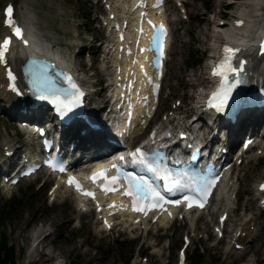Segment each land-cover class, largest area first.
<instances>
[{"label":"rangeland","instance_id":"rangeland-1","mask_svg":"<svg viewBox=\"0 0 264 264\" xmlns=\"http://www.w3.org/2000/svg\"><path fill=\"white\" fill-rule=\"evenodd\" d=\"M6 1L9 0H0V6ZM14 1L17 13L23 20L37 28L54 47L85 72L81 73L84 82L93 84L95 90L90 93L91 107L94 110L102 107L108 100L105 88L102 90L103 81L111 73V65L110 55L106 57L107 54L102 53V45L98 46V43L113 39L106 36L105 28L102 27V3L97 0ZM181 1L184 0H168L167 5L170 10L167 19L172 27V44L166 63L160 107L161 111H167L172 103L181 100L180 117L191 113L200 101L197 91H201L200 86L206 83L207 57L214 54L212 46L215 48L218 44V38L214 35L217 31L213 27L214 18L218 16L222 21L229 22L241 9H249L245 0H234L236 3L233 0H185L188 3H184L183 8L179 5ZM115 3L119 4L118 0ZM1 16L0 12V20ZM221 25L226 24L222 22ZM0 99V146L6 143L12 147H20L9 159L10 162L17 160L18 153L23 150L18 140L22 134L16 127L19 120L15 116L20 107L12 106L2 97ZM40 115L42 116L41 112ZM45 115L43 112L42 119H45ZM161 116L162 113L157 118ZM263 122L257 124L256 133L264 132ZM251 128L252 126H246L236 142L250 132ZM32 147L35 149L36 144H32ZM81 150L85 151L86 148L81 146ZM258 152L257 148L246 152L235 168L238 193L232 196L233 217H229L226 223L227 233L237 235L236 229L232 228L233 224L251 218L253 224L250 227L256 229L257 235L255 238H246V244L253 242V245L243 254L225 238L211 235V227L207 234L204 229H200L204 228L201 222L192 224L191 219L188 222L177 219L167 230L150 233H122L118 230L101 232L98 224L93 222L92 215L82 218L78 216L73 202L63 199L59 200L62 203L49 202L48 189L38 186L37 181L26 180L8 189L2 186L0 176V240L3 236L6 244L5 248H0V260L11 246L15 264H42L39 259L33 260L32 255H29L33 252L29 230L37 225H44L46 229L51 224L49 227L53 232L46 246V254L52 261L57 257V264H176V249L186 232L191 237L186 249L187 264H264V206H260L254 197L255 182L264 178V155H259ZM5 166L0 165V171ZM232 187H236V184H232ZM8 207H14L16 211L10 212ZM215 208L223 209V201H219ZM215 216L216 213L211 216V222L216 219ZM66 219L69 220L66 222ZM204 219L207 220L208 217ZM205 225L207 227L206 223ZM80 241L83 244L77 246ZM195 249L198 250L195 252L196 257H193ZM61 254H65L66 259ZM251 258L253 260L249 262Z\"/></svg>","mask_w":264,"mask_h":264},{"label":"bare ground","instance_id":"bare-ground-1","mask_svg":"<svg viewBox=\"0 0 264 264\" xmlns=\"http://www.w3.org/2000/svg\"><path fill=\"white\" fill-rule=\"evenodd\" d=\"M125 1L126 0H118L119 4H115L114 7L111 9L115 10V8L120 7V6L123 8H131L135 4L136 5L138 4V0H133L130 5L126 6ZM245 1L248 2L249 9L246 10L243 8L240 11H238V13L235 16L231 17V21L229 23V26L228 25L222 26L219 24L218 20H216V19L214 20L213 27H215L217 29V31H216V33H214V35H215V37L217 36V38H218V39H216V42H219L220 40H222V42H223L224 39H226L228 41L229 47H234V48L239 49V51H237V53H236V58L237 57L243 58L244 57L243 55L248 56L249 61H250V72L255 73V72H257V70L259 68L260 61L264 58V56L261 58L256 57L254 54V51H253L254 43H255L254 42L255 34H256V32H258L259 29L260 30L264 29V25H262V22H264V0H245ZM234 2L236 3L237 1H234ZM185 3H188V1H185ZM139 5H137V6H139ZM102 11H104V8L102 9ZM107 14H109V13L107 12ZM153 21H154L153 25H155V26L158 25L160 22L158 19H154ZM238 21H240L242 23H238ZM30 31L31 32L33 31L32 35L35 38H38V42L33 41L31 46H27L26 48L29 50V52H31L33 54H46V55H48L47 51L49 49L53 48L55 45L48 38H45L43 35H41L42 33H40V31L37 30V28L32 27V24H31ZM3 32H4V29L1 31L0 36ZM26 34H27V38H25L23 42L29 41L30 33L26 31L25 35ZM37 34H39V36H37ZM147 37H148V33L146 36V39L148 42ZM98 46H99V43H98ZM119 46L121 47V46H123V44L118 43V44H116V46L114 48V49H116V58H115L116 60L119 56V52H118ZM212 47H213V51L217 52L219 45L217 44L215 46V48H214V46H212ZM9 51H10V48L5 52V55H4V67L8 66L10 64L11 60L14 63H16L17 66H19V63L21 61H23L25 54L22 53L21 49L16 48V47H14L11 50L10 54H9ZM216 52H214L215 55H216ZM214 54L207 57L208 58L207 73L210 69V65L212 64L211 63L212 58L215 57ZM142 56H144V55H142ZM123 59L125 61L124 69L130 68L135 63L141 67L146 64L145 58L137 60V62H136L135 55L133 52H131L129 54H124ZM1 61H2V59H0V64H1ZM263 69H264V60H263ZM3 73H4V69L2 66H0V97H2L5 101L10 102L12 106L13 105L16 106V101H15V98L13 97V94L10 91L6 90V88H5L6 83H5V80L3 78ZM123 74H124L123 71H119V75H123ZM147 74H149V73H147ZM198 86H200V85H198ZM103 89H104V87H102V90ZM202 89H203V87L202 88L200 87L199 90H201V91H197V93H198L197 97H200ZM179 104L181 105V100L179 101ZM174 111L175 110H171L170 115ZM194 113L195 112H193V114ZM175 114L176 113L173 114L171 119L166 117L167 119L161 120L160 123H163V122L168 121V120H170L169 123H172L173 122L172 119L177 118ZM258 115H260V117L257 118ZM180 119L185 125H190L188 127V131L190 132V134L192 136H194L195 138H198L201 141H202V139L200 138V135H199L200 131L203 130V132L205 133V130H207L208 128H210V131L213 129L211 127L213 124H211V123L208 124L206 122V119L202 118V117H198L197 119L194 120L188 116L187 117L184 116V117H181L178 119V123L181 122V121H179ZM251 120H254V123H255V126L253 127L252 131H255L257 124L260 123L261 121H264V112L256 111V112H250L248 114H245L242 117V121L239 124L229 125L225 128L218 127L217 132L221 133L222 136H224V137L226 136L225 139L231 147V146L235 145L239 134L246 130V126L249 127V122ZM263 124H264V122H263ZM141 129H142L141 125H138L136 127L137 131H140ZM224 130L226 132H223ZM204 137H208V136H204ZM211 138H218V136L213 134L211 136ZM219 140H220V138H219ZM89 142H94L97 145H99L100 147H104V144L101 141V135L98 133L89 132V133H86V135L80 139L81 144L83 143L84 145H86V143H89ZM18 150H19V147H14L15 153L18 152ZM0 154H1V149H0ZM228 181L229 180L226 181V188H223V190L221 191V194H222L221 197H222V199L225 198V202H226L225 208H224L225 210H229V209H226V206H228V204L231 200V197H232V195L230 193V190L232 188V184L230 186H228ZM64 194H67L65 188L54 189V191H52L50 194L49 200H51L53 197H54V199H56L57 197L64 195ZM250 219L248 220V222L245 226H242L240 228V235L237 237L238 239L235 238V241H234L235 243L233 242V245H235L237 243H241L242 245L245 244L244 243V237H248V235H250L251 231L253 230V227H251L249 229V227L251 225ZM68 220L69 219H66V222ZM131 221H132V219L130 220V223H131ZM169 222H171L170 219H166V218L162 217V219L156 224V226L158 228L167 227ZM147 224L151 225L150 221H148ZM49 226H52V225L50 224ZM49 226L46 229H44V225H42V226L37 225V226H33L32 229L29 230L30 234L32 235V237H30V238L33 240L31 242V245L33 244V247H32L33 252H30L29 255L30 256L32 255L33 260L39 259L42 262V264H56L55 260L57 257H55V260L52 261L51 257L46 254V246L48 244V241L50 240L51 233L53 232ZM147 226L148 225H146L145 227H147ZM127 227L130 228V226H127ZM205 227H206V225H205ZM135 228H136V226H132L131 231H135V230H133ZM137 228H139V227H137ZM100 230H101V228H100ZM149 230L150 229H147L146 232ZM101 231L104 232L103 230H101ZM23 236H25V235H23ZM28 236H29V234H28ZM226 236L229 237V239H231V236H228L227 234H226ZM83 240L85 241V238ZM82 244H83V242L80 241L77 246H81ZM252 245H253V242L245 245L244 248L241 249L240 253L247 252L248 250H250ZM60 252H62V251L60 250ZM62 253H64V252H62ZM64 255L61 254L60 256L65 258ZM252 260L253 259L251 258L249 260V262H252ZM247 264H249V263H247ZM251 264H253V263H251Z\"/></svg>","mask_w":264,"mask_h":264},{"label":"snow or ice","instance_id":"snow-or-ice-1","mask_svg":"<svg viewBox=\"0 0 264 264\" xmlns=\"http://www.w3.org/2000/svg\"><path fill=\"white\" fill-rule=\"evenodd\" d=\"M12 13V8L11 6H9L6 9V17H9L8 19H6V23L9 24V26L14 27V33L16 35L17 38H22V32L21 29L17 26L13 25V22L10 19ZM151 23V22H150ZM238 23H242L240 21H238ZM157 26L153 25V29L155 30ZM161 29V32H163V25L159 26ZM10 39L9 38H5L4 41L2 43H0V59H3L5 52L7 51V45L9 44ZM25 43H27L25 41ZM261 50L264 51V43H262L261 45ZM239 51V49H231L228 46H225L224 48V53L225 56L222 58V61L218 64V68L220 67H225L228 68V70L230 71H236L235 69H231L230 67H228L227 65V61H229L230 56L229 54L234 55L235 52ZM241 65H243V61L241 62ZM214 75H224L223 72H219L217 71V69H214L213 71ZM11 76V74H9ZM241 81L237 80L235 83H232L230 85H224L223 81H222V91H218L217 93H214V98L218 100V103L214 104L213 106L216 108L217 111L222 112L224 111V108L226 105H228L229 103V98L232 96V90L236 87V85L238 83H240ZM73 88H75V85H72ZM79 95H82V93H77V97ZM76 104L73 103L71 105V107H75ZM71 107H69L68 105H64V108L66 111H71ZM131 157V163L133 165H142L144 166L149 172H152L154 174L157 175L158 179H163L166 183H165V188L168 191H171L173 188H181L184 185L181 184L179 179H176L174 177H171L170 175L166 174L164 176H160L159 175V170L157 168H155L152 163L147 159V155L143 152V150L141 148H137L135 150V152L130 154ZM125 158L124 157H120V161H123ZM114 168H117L119 170V165L118 164H114L113 165ZM106 171V170H105ZM125 179L128 180L129 183V189L126 192V194L129 195H133L134 197V202H133V208L134 210H140L143 211V209L137 208L136 207V200L137 199H147L149 197V194H151L152 196H154L156 199L158 200H162L163 197L160 195L159 192H157L152 185L148 182V180L145 179V177L143 176H137L135 173L129 172L125 174ZM119 179V177H112L111 180L112 182H116ZM69 183H72V180H69ZM261 188L264 189V185H261ZM88 195H92L91 193H87ZM185 200H190L189 197H185ZM175 203H179V201H175ZM192 206V203H189V207ZM198 206H203L202 202L199 203Z\"/></svg>","mask_w":264,"mask_h":264},{"label":"trees","instance_id":"trees-1","mask_svg":"<svg viewBox=\"0 0 264 264\" xmlns=\"http://www.w3.org/2000/svg\"><path fill=\"white\" fill-rule=\"evenodd\" d=\"M7 210H10V212H14V211H16V208H14V207H8ZM7 210L5 211L4 215H6ZM0 242H1L0 248H5L6 247V244H5V239H4L3 236H2V238L0 240ZM10 247H8V249H7V254L5 256H3V259L0 260V264H15L14 263V260H13L12 248H10ZM193 257H196V254H194Z\"/></svg>","mask_w":264,"mask_h":264}]
</instances>
